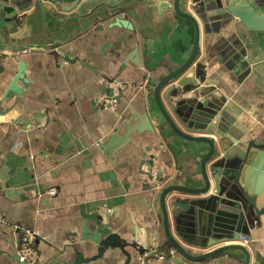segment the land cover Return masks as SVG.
Here are the masks:
<instances>
[{"label": "crops", "instance_id": "1", "mask_svg": "<svg viewBox=\"0 0 264 264\" xmlns=\"http://www.w3.org/2000/svg\"><path fill=\"white\" fill-rule=\"evenodd\" d=\"M76 1L0 0V67L5 69L0 102L19 61L26 65L27 81L18 83L22 95L9 92L1 105L7 112L0 115V264H144L136 242L145 247L151 239L156 249L165 241L160 190L204 185L200 166L207 145L183 141L169 128L161 134L153 121V133L134 130L146 114L162 119L153 90L190 57L194 25L171 10L150 9L148 0H123L133 7L120 17L133 31L109 29L111 19L88 23L80 32L70 20ZM248 1L257 13L264 11L259 5L264 0ZM219 3L202 0L194 11L186 5L200 27L196 65L206 75L202 90L226 99L236 128L247 131L243 141L264 145V31L246 29ZM56 43L61 45L50 47ZM116 98L119 102H110ZM111 138L117 148L125 146L109 155L103 146ZM254 177L261 181L264 170L255 169ZM175 196L189 198L170 194L168 206ZM235 196L244 199L238 190ZM170 222L173 236L190 253L233 245L208 247L210 239L201 238L193 247L178 232L190 233L192 226ZM247 222L241 233L249 241L238 243H253L264 256V215ZM20 228L36 233L33 243L23 245ZM85 233L112 245L101 252L100 244L83 239ZM164 253L174 251L169 247ZM227 255L236 261L183 262H244L241 252ZM147 264L178 263L158 258Z\"/></svg>", "mask_w": 264, "mask_h": 264}, {"label": "water", "instance_id": "2", "mask_svg": "<svg viewBox=\"0 0 264 264\" xmlns=\"http://www.w3.org/2000/svg\"><path fill=\"white\" fill-rule=\"evenodd\" d=\"M201 1L173 0L170 3L169 0H148L146 2L150 9H155L159 13L171 10L178 17L191 22L195 27L196 39L190 57L180 67L162 77L153 90V100L162 119L157 116L150 118L146 114L141 125H138L140 128L134 130L138 134H142L145 130L153 133V129L150 128V122L153 121L157 124L156 129L159 133L162 134L165 128H169L177 138L194 144H205L209 150L202 158L200 166L203 187L168 186L160 190L159 204L165 241L156 249L151 239L146 242L145 247L138 245L137 241L134 248L141 258H145L144 264L158 258H172L178 264H185L184 260L193 263L210 259H218L219 262L224 259L236 261L234 255H227L234 251L244 255L243 264H264V256L253 243L249 247L238 243L241 237L246 238L242 235L241 229L248 223L247 218L257 219L264 215V178L258 182L254 177L255 169L264 170V145H258L253 140L243 141L247 131L236 128L240 125L230 117L226 99L217 96L216 93L202 90L206 75L204 67L196 65V59L200 53V27L193 14L186 9L188 4L193 11L198 10L197 6ZM226 1V7H223L222 0H219L220 8L225 9L246 29L264 31V11L261 14L257 13L248 0ZM259 5L264 8V3ZM73 7L77 8V11L70 20L77 21L80 32H83L88 23L108 22L111 19L114 21L109 25V29L124 28L130 31L134 29L129 21L120 17L126 11H131L133 7L132 4L125 3L123 0H77ZM102 16L103 19L100 20ZM134 19L136 20L137 17L135 16ZM137 26L141 30L140 25ZM60 45L56 43L50 47L56 48ZM25 71V63L19 61L18 72L0 102V115L7 112L2 111L1 105L9 92H14L18 97L23 94L18 83L21 81L27 83ZM0 72H5V69L0 67ZM146 95L149 98L150 91H147ZM112 101L117 103L119 98L110 100ZM111 107L112 104L109 103L108 108ZM143 128L146 129L140 130ZM114 139H109L103 146L109 155L125 146L121 145L117 148ZM150 177L154 180L153 176L150 175ZM235 190H238L244 199H238V196H235ZM174 193L188 195L189 198L171 197L168 206L167 198ZM171 218L177 226L182 220L192 226L190 233H184L182 230L178 232L179 237L193 247L201 245V238L210 239L208 247L226 242H233V245L216 247L200 255L190 253L173 236ZM85 234L83 239H90L100 244L101 252L112 245V242H102L97 234L92 236ZM191 235L196 236L190 238ZM168 246L173 249V254L164 253L165 248L169 249ZM130 259L131 256L128 255V260Z\"/></svg>", "mask_w": 264, "mask_h": 264}, {"label": "built area", "instance_id": "3", "mask_svg": "<svg viewBox=\"0 0 264 264\" xmlns=\"http://www.w3.org/2000/svg\"><path fill=\"white\" fill-rule=\"evenodd\" d=\"M264 143V142H263ZM156 179H158L157 176H155ZM55 193L54 192H51V195H54ZM20 230L23 231L24 233V236H23V239H22V243L24 246L26 245H30L31 243H33V239L35 237V234L34 232L28 230V229H25V228H20ZM248 239L247 238H244V237H241V243L244 245H246L248 243ZM21 263L25 262L26 261V258L23 256V257H20V260H19Z\"/></svg>", "mask_w": 264, "mask_h": 264}]
</instances>
